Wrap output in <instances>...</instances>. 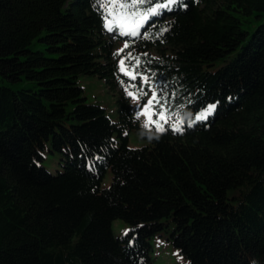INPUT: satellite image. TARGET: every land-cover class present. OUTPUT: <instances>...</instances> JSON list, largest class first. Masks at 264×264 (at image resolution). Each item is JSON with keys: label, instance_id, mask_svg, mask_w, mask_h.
I'll use <instances>...</instances> for the list:
<instances>
[{"label": "trees", "instance_id": "1", "mask_svg": "<svg viewBox=\"0 0 264 264\" xmlns=\"http://www.w3.org/2000/svg\"><path fill=\"white\" fill-rule=\"evenodd\" d=\"M103 2L0 0V264H152L163 234L188 264H264V0H176L124 37ZM81 74L119 91L118 121ZM154 89L162 130L130 104Z\"/></svg>", "mask_w": 264, "mask_h": 264}, {"label": "rangeland", "instance_id": "2", "mask_svg": "<svg viewBox=\"0 0 264 264\" xmlns=\"http://www.w3.org/2000/svg\"><path fill=\"white\" fill-rule=\"evenodd\" d=\"M116 18V17H115ZM113 18V19H115ZM111 21L109 22V25ZM255 21L252 24L246 25L247 28L252 30L255 26ZM119 26V25H117ZM108 28H112V26H107ZM116 28L112 29V32H115ZM77 82L84 88V93L87 97V102L89 103H97L106 108V112L109 117L113 121L119 120V91L111 89L109 87L106 79L101 78L98 74H81L77 78ZM131 105L134 106V114L138 117L139 122L142 125L149 126L150 123H153L158 130H162L164 127V120L159 118L152 117V108H149V115L145 114L144 103H140L137 98H130ZM214 109V108H213ZM213 109L209 110L211 112ZM129 139L128 145L130 147H140L147 143L149 140L142 139L138 136L135 131L128 132ZM44 159L42 164L44 167L53 173H57L58 171H63L64 166L59 160L58 154L56 151L52 152L49 149V146L43 150ZM112 181V172L108 169L102 180L101 187H108ZM112 229L115 235L122 237L129 229V224L127 221L121 218H115L112 220ZM127 230V231H126ZM152 250L150 252L152 258V264H188V259L182 255L178 248H176L168 239L167 234L157 235L151 239Z\"/></svg>", "mask_w": 264, "mask_h": 264}, {"label": "snow or ice", "instance_id": "3", "mask_svg": "<svg viewBox=\"0 0 264 264\" xmlns=\"http://www.w3.org/2000/svg\"><path fill=\"white\" fill-rule=\"evenodd\" d=\"M176 0H107V14L105 15L106 26H114L119 25L121 29H123L128 35H138L139 29L142 25L147 23L152 16L158 15L163 9L169 8L172 4H174ZM150 5L144 9H141L140 5ZM186 6V5H185ZM101 7H105V3L101 0ZM119 7L121 9L119 15H117L115 9ZM131 9V11H127ZM109 16L116 17L111 21L109 25ZM163 31V29H161ZM123 34V33H122ZM145 36L148 35L147 32L143 33ZM128 42L126 41L121 48L117 49L116 52L120 53L123 51L124 48H127ZM128 59L132 60V54L128 53ZM125 58L121 56L120 60L118 61L120 65V71L124 72L127 76L135 79L137 73L133 71L135 64L131 66H126L124 63ZM136 62L138 63V58H136ZM144 82L151 87V83L148 80V77L144 73L139 74ZM123 83V81H122ZM128 95L139 96L144 95L142 91H138L137 93L129 92ZM153 103H157L161 109H163V105L159 104L158 98L156 96L155 89L153 90L152 96L148 98V100L144 103V111L146 115H149L150 112L149 108ZM215 107V104H208L207 108L203 109L202 111H209ZM154 110V109H153ZM163 116V112L160 113ZM199 115V113L197 114ZM127 231V230H126Z\"/></svg>", "mask_w": 264, "mask_h": 264}]
</instances>
